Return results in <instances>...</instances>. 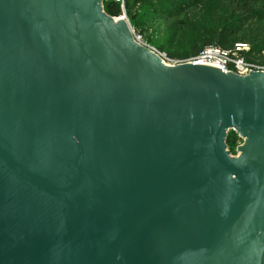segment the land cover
<instances>
[{"label":"water","instance_id":"95a60500","mask_svg":"<svg viewBox=\"0 0 264 264\" xmlns=\"http://www.w3.org/2000/svg\"><path fill=\"white\" fill-rule=\"evenodd\" d=\"M125 18L0 0V264H264V72L167 62Z\"/></svg>","mask_w":264,"mask_h":264},{"label":"trees","instance_id":"16d2710c","mask_svg":"<svg viewBox=\"0 0 264 264\" xmlns=\"http://www.w3.org/2000/svg\"><path fill=\"white\" fill-rule=\"evenodd\" d=\"M103 9L121 16L115 2H103ZM124 13L135 33L168 60L184 62L208 46L229 50L244 43L245 61L264 67V0H126ZM225 142L235 155L237 133L229 131Z\"/></svg>","mask_w":264,"mask_h":264},{"label":"built area","instance_id":"2783aa9c","mask_svg":"<svg viewBox=\"0 0 264 264\" xmlns=\"http://www.w3.org/2000/svg\"><path fill=\"white\" fill-rule=\"evenodd\" d=\"M102 1L103 2L112 1L117 3L121 11V16L125 17L124 12H125L126 0H102ZM128 25L135 40L139 43L146 44L145 42H143L142 37L137 33H135V31L133 30V28L130 26L129 23ZM149 48L167 62L190 63V64H197L202 66H210L217 68L224 73H234L237 75H246L250 72H264V67H259L255 64H251L245 61L241 52H246L248 50V45L244 43H236L234 44L233 48L229 50L221 49L220 47L217 46H208L200 50L194 57L184 62L168 60L164 53L157 51L155 48L151 46H149Z\"/></svg>","mask_w":264,"mask_h":264},{"label":"rangeland","instance_id":"374dc122","mask_svg":"<svg viewBox=\"0 0 264 264\" xmlns=\"http://www.w3.org/2000/svg\"><path fill=\"white\" fill-rule=\"evenodd\" d=\"M143 42H144V39L142 38Z\"/></svg>","mask_w":264,"mask_h":264}]
</instances>
